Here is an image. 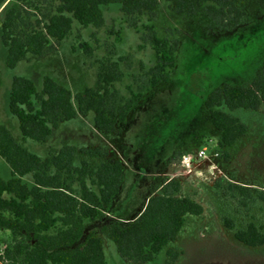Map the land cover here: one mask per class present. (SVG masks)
Listing matches in <instances>:
<instances>
[{
  "label": "trees",
  "instance_id": "16d2710c",
  "mask_svg": "<svg viewBox=\"0 0 264 264\" xmlns=\"http://www.w3.org/2000/svg\"><path fill=\"white\" fill-rule=\"evenodd\" d=\"M5 0H0V6ZM249 0H10L0 12V53L14 70L29 57L44 59L79 29L104 30L107 12L116 7L121 20L141 34L144 45L155 52V64L142 76H133L136 90L126 97L117 88L126 77L114 52L97 62L96 84L73 94L50 77L42 89L26 77L12 80L9 114L18 121L25 141L46 143L60 125L94 114L98 132L114 135L135 111L145 93L169 84L177 66L180 39L174 33L159 36L154 25L162 3L180 17L206 16L212 27L234 30L248 21ZM177 32V30H175ZM107 34L121 43L122 33L111 27ZM79 37V35L77 36ZM81 49L93 57L94 49L82 42ZM205 105L219 146L226 148L244 137L247 124L232 115L238 110L259 112L264 108V68L245 86L223 84L208 95ZM84 159H80V157ZM184 155L175 154L166 167L180 165ZM109 158L108 150L65 146L48 158L32 153L20 144L0 122V161L10 169L3 179L0 167V264H109L105 239L114 243L121 259L129 264H148L177 241L188 217H201L204 207L185 195L178 179H164L158 194L150 195L142 209L131 216L114 215L115 202L126 181L125 165L119 159L98 164L92 159ZM223 179H217L220 188ZM226 197L237 210L249 215L239 226L238 219L224 217L227 230L249 248L264 247V192L227 183ZM262 218V219H261ZM167 264H175L179 253L167 251Z\"/></svg>",
  "mask_w": 264,
  "mask_h": 264
},
{
  "label": "rangeland",
  "instance_id": "374dc122",
  "mask_svg": "<svg viewBox=\"0 0 264 264\" xmlns=\"http://www.w3.org/2000/svg\"><path fill=\"white\" fill-rule=\"evenodd\" d=\"M9 1L2 3L0 12ZM245 9L248 13L245 25L221 30L213 28L206 16L180 17L162 3L154 25L159 36L175 32L180 39L176 69L168 85L145 93L114 135L98 132L93 123L94 114H89L60 125L46 143L25 141L18 121L9 114L8 102L15 77L32 80L39 90L44 77H50L74 95L82 93L95 86L97 62L111 52L114 59H128L122 64L126 77L116 86L129 97L128 88L136 90L132 77L144 75L156 59L153 49L143 44L141 34L121 20L118 8L108 10L106 29L96 31L75 26L74 33L54 54L44 59L29 57L14 70L7 68V52L1 47L0 122L20 144L42 158H48L65 146L108 150L109 158L91 162L119 159L125 165L126 181L115 202L113 214L116 216L138 213L150 195L159 193L164 179H178L183 193L202 204L203 216H189L177 241L148 264H167L170 249L179 253L175 264H264V247L244 246L223 223L226 216L238 219L239 226L249 220L248 213L236 211L235 203L226 197L227 183L264 192V108L259 112H233L234 117L247 124L248 132L232 146L221 148L220 133L213 126L205 105L208 95L223 84L245 86L264 68V0H249ZM111 27L122 33L121 43L117 44L115 38L107 34ZM82 42L93 47L92 58L83 53ZM204 147L208 148L209 158L201 161L193 173L180 177L174 167L167 171L165 161L169 157L195 155ZM213 154L219 156L213 157ZM0 167L2 178L9 179V166L0 161ZM160 170L168 176H160ZM217 179H223L224 183L216 189ZM260 205L263 209L257 207L254 214L263 217L264 204ZM6 235L0 233L1 238ZM104 239L108 263L129 264L121 259L114 243Z\"/></svg>",
  "mask_w": 264,
  "mask_h": 264
},
{
  "label": "built area",
  "instance_id": "2783aa9c",
  "mask_svg": "<svg viewBox=\"0 0 264 264\" xmlns=\"http://www.w3.org/2000/svg\"><path fill=\"white\" fill-rule=\"evenodd\" d=\"M218 156V154H213V157ZM208 158V148L204 147L195 155H184L179 167L186 171V174L189 175L193 173L195 168L200 166L201 161L207 160ZM186 174L183 175L186 176Z\"/></svg>",
  "mask_w": 264,
  "mask_h": 264
},
{
  "label": "crops",
  "instance_id": "0c3cea01",
  "mask_svg": "<svg viewBox=\"0 0 264 264\" xmlns=\"http://www.w3.org/2000/svg\"><path fill=\"white\" fill-rule=\"evenodd\" d=\"M172 157V156H171ZM171 157H169L165 162H167ZM165 162H163V163H165ZM162 163V164H163ZM180 165H176V166H173L174 167V170H176V173L175 174H179V176L181 177L183 174H186V171H184V170H182V168H180L179 167ZM171 170H173V168L171 167V168H168V170L167 171H171ZM160 172H161V174H160V176H168L167 174H166V172L165 171H162V170H160ZM169 180H171V179H169ZM162 185V184H161ZM132 215V214H131ZM130 215V216H131Z\"/></svg>",
  "mask_w": 264,
  "mask_h": 264
}]
</instances>
